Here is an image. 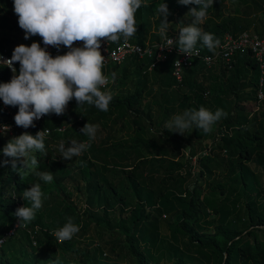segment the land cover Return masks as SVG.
Instances as JSON below:
<instances>
[{
	"label": "rangeland",
	"instance_id": "rangeland-1",
	"mask_svg": "<svg viewBox=\"0 0 264 264\" xmlns=\"http://www.w3.org/2000/svg\"><path fill=\"white\" fill-rule=\"evenodd\" d=\"M3 1L0 0V42L18 41L17 44H10L14 50L25 39V31L19 27L18 15L14 12V0H6L5 3ZM163 2L168 5L170 12L167 33L175 32L190 24L194 18L187 15L189 10L193 7L199 8L195 4L181 5L178 0L142 1V6L135 13L137 32L129 38V41L133 42L134 38H139L142 42H148L154 39L153 36L162 37L164 32L161 31L160 17L156 9ZM256 3L255 0H214L213 6L207 10L205 19L197 26L204 32L214 35L217 25L230 19L236 18L242 23L250 21L256 24L259 13ZM196 47L205 50L206 53L212 52L201 41L197 42ZM126 66L115 70L113 74L115 79L113 80L111 74L110 84L102 90L110 92L113 99H116L133 94L137 87L145 88L143 103L136 109V115L123 118L119 113H115L102 126H97L91 144L96 147L101 159L96 160L93 165L83 161L82 156L73 157L70 161L64 160L60 157L58 149L56 158H60V167L68 170L70 174L60 180L56 179L58 174L53 173V180L42 185V207L36 210L34 220L24 225L30 228L31 225L36 224L35 230L41 231L39 239L44 240V244L40 247L35 245L37 241L33 236L30 240L27 238L26 227L20 226L16 235L5 246L14 253L16 261L13 264H135L127 249L124 235V231L130 226L128 214L134 196L130 185L123 180L122 172L123 164L132 167L137 160V153L131 152L139 149L141 156L147 159L157 158V155H160L158 151L149 148L155 141L157 146L167 151V160H174L183 165L187 162L193 164L192 176L187 181V185L193 188L201 171L196 163L198 156H210L217 162L227 159V152L219 146L221 138L227 135L226 131H229L228 135L233 136L234 139L252 135L254 130L259 128L260 122L264 131V119L262 121L264 102L258 105L255 96L245 99L251 96L250 90L238 97L226 94L228 77L231 73L224 69L222 63H216L202 70L197 69L195 72L191 71L189 79L199 83L206 91L204 107L212 112L223 109L227 113L226 117L215 122L210 133L205 134L202 130L195 129L193 125L183 135L169 132L165 129V125L173 116L183 114L190 102H197L196 94L201 92L194 87L186 86L178 91L174 90L173 86L163 85L153 77H144L139 73L138 65L128 69L125 68ZM9 76L10 74L8 78ZM126 76L129 81L122 88L121 84ZM238 77L241 80L243 73ZM243 97L244 99L240 100ZM75 104L77 101L73 98V105ZM240 113L250 114L249 120L253 116L258 117L257 124L254 126L250 121L242 130H226L223 123L228 115L236 118ZM134 118L139 120L137 125L134 123ZM139 127L145 131L142 138L137 141L141 131ZM31 128L33 127L11 133L0 132V150L10 139L28 132ZM183 149H185L184 154ZM32 153L33 151L29 156ZM193 154H196V158L192 157ZM7 158L0 151V161ZM92 160L94 161V158ZM243 166V169L238 168L233 173L223 174V170L216 171L212 173L211 179L204 177L201 180L204 197L210 202L203 206L201 226L204 232L213 234L221 228L233 232L236 236H243L248 230H253L252 226L264 217V161L255 157L252 162L244 163ZM2 167L3 165H0V169ZM106 168H109L108 171ZM110 169L117 171L112 174L109 172ZM185 169L188 170L186 167ZM92 173L98 175L100 181L110 187L111 194L114 195L113 188L116 189V201L98 198L89 200L87 185ZM122 196L126 198V203L122 201ZM25 206H31V203L26 201ZM223 207H226L225 211L229 214L225 222H223L224 217L215 212ZM184 217L185 215L180 212L163 216L160 220L161 240L155 254L157 264H175L180 259L183 264H221L220 257L214 258L213 255L208 261L201 259L193 250L187 251L185 245L188 240L185 236L180 235L178 243L172 239L171 226L178 224V220ZM68 218H72L80 230L71 240L59 244L51 233L61 228ZM252 220L253 224H251ZM12 244L14 247L11 246ZM113 246L115 248L112 251ZM176 246H179V252L176 251ZM53 249L56 251L55 254L52 252ZM74 250L82 252V255H77ZM0 262L8 264L6 258L1 255Z\"/></svg>",
	"mask_w": 264,
	"mask_h": 264
},
{
	"label": "trees",
	"instance_id": "trees-1",
	"mask_svg": "<svg viewBox=\"0 0 264 264\" xmlns=\"http://www.w3.org/2000/svg\"><path fill=\"white\" fill-rule=\"evenodd\" d=\"M145 1V0H142ZM170 1V0H169ZM6 0L3 1L5 3ZM258 8L259 0H255ZM254 22L242 23L238 19H230L226 22L220 23L214 30V37L220 41L227 33L237 34L249 30L253 27ZM207 28V27H206ZM25 36V34H24ZM153 36L154 39H158ZM28 39H23L21 44H24ZM123 38L118 43H122ZM132 42V41H131ZM17 44L18 41H1L0 50L10 44ZM132 43L144 45L139 38H134ZM20 45V44H19ZM205 54V50H203ZM138 65L139 73L144 77H153L158 82L168 87L176 84L172 76L173 62L168 61L156 66L152 72L148 71V67L137 59L130 61L125 67L128 69L131 66ZM233 67L224 69L230 72L228 77V86L226 94L231 97H238L244 92L252 91L251 98L255 96L257 101L258 84L260 79V72L258 65L249 57V53H240L236 61L232 63ZM121 66H115L112 69V75L115 70L120 69ZM20 65L18 64V73ZM206 68L202 61H196L192 69L186 71L184 86L196 88L197 102H190L186 110L204 107V94L205 90L197 83L189 79L190 72H195L197 69ZM0 83H6L9 71L4 67H0ZM243 73V77L239 80V74ZM129 81L126 76L121 84L125 87ZM173 88V87H172ZM102 90V89H101ZM103 91V90H102ZM145 88L137 87L135 92L124 98L112 99L109 104L108 111H101L94 105L84 103L82 105H73V99L70 101V106L65 110L62 115L54 113L49 114L43 127L50 128L52 134L50 139H45V150H32L33 153L29 156L28 161L35 157L38 161L35 169L22 167L18 164L17 169H12L10 165L3 166L0 169V238H3L8 232L15 229L18 219L15 217V211L22 206H25L26 201L22 197V193L29 189L32 184L39 183L42 187L44 181L39 180L35 175L36 171L57 173L56 179L62 180L70 172L60 167V158L58 156L59 144L61 142L70 146V141L76 140L78 142H89V138L81 133V129L86 123L102 126L104 122L108 121L115 113H119L126 118L132 114L136 115V109L141 106L145 98ZM187 99V97H185ZM244 99L240 98V100ZM239 103V102H238ZM78 107H77V106ZM77 107V108H76ZM73 108L71 111L70 109ZM4 116V111L0 107V122ZM250 114L240 113L238 117L232 118L229 114L225 119L223 126L226 130L244 129L248 124L256 125L258 117H252L249 120ZM264 119V113L263 118ZM138 119L134 118V123L138 124ZM65 131L58 133L55 130L64 128ZM262 122L259 128L255 129L252 135L233 138L227 135L221 138L219 146L227 152V159L222 162H217L210 156H198L196 163L201 168L198 177L195 180L193 188L187 185L188 179L192 176L193 164L186 163L185 165L174 160H167V151L161 146H157L156 142H152L149 148L152 151H158L157 158L147 159L141 156L140 150H133L131 153H137V160L134 166L128 167L123 164L124 171L122 172L123 180L130 185L133 190L134 201L130 205V212L128 220L130 226L124 231L127 249L135 260V264H157L155 254L158 250L161 236H160V220L163 216L175 213H182L184 218L179 219L178 224L171 226V237L178 243L179 236L183 235L187 238L188 242L185 245L187 251L193 250L201 259L210 261L211 256L214 258H221V264H264V217L260 218L253 230H248L243 236H236L231 231H226L218 228L213 234L204 232L202 225L203 222V206L210 204L206 197H204L203 183L201 180L206 177L211 179L212 173L223 170L233 173L238 168L243 169L244 163H250L255 157H259L264 161V131L262 130ZM140 128V127H139ZM139 141L142 138L144 129L140 128ZM33 136L35 132L29 133ZM113 138V136H112ZM69 143V145H67ZM91 144V141H90ZM82 160L86 162L96 163V160L101 159L97 154V149L93 144L81 155ZM192 157L196 158V154ZM94 158V161L92 160ZM11 159V158H7ZM89 160V161H88ZM61 162V161H60ZM58 163V164H57ZM20 167V168H19ZM186 168L188 170L186 171ZM108 171L109 168H106ZM85 168H83V171ZM112 174H115V169H110ZM185 171V172H183ZM91 173V172H90ZM93 186V189H92ZM43 188V187H42ZM41 188V190H42ZM106 183H103L98 178V175L92 173L90 182L87 185V192L89 200L94 198L110 199L116 201V189L113 188L114 195L109 191ZM92 191V192H91ZM125 202V197H121ZM126 203V202H125ZM249 205V204H248ZM226 207L215 210L216 213L224 217L225 222L229 214L225 211ZM236 210V209H235ZM253 224V220L251 221ZM26 227V235L29 240L33 236L36 245L43 246L44 240H40L41 231L35 230L36 224L31 225L30 228ZM15 231V235L18 232ZM12 240L9 238L5 244L0 248V255L6 258L8 264H13L15 256L13 251L6 249L7 243ZM67 246V243H65ZM11 246L14 247V244ZM176 251L179 252V246H176ZM35 248V247H33ZM115 247H111L113 251ZM55 254V249L52 250ZM74 252L81 256L82 252L74 250ZM2 264V262H0ZM175 264H183L182 259Z\"/></svg>",
	"mask_w": 264,
	"mask_h": 264
},
{
	"label": "clouds",
	"instance_id": "clouds-1",
	"mask_svg": "<svg viewBox=\"0 0 264 264\" xmlns=\"http://www.w3.org/2000/svg\"><path fill=\"white\" fill-rule=\"evenodd\" d=\"M213 2L178 0L181 5L195 4L199 8L189 10L187 15L194 19L178 30L177 40L168 39V47L176 44L180 53L193 57L199 55L196 45L201 41L209 51H214L220 45V40L197 26L205 19ZM141 6L142 0H14V12L18 15L19 27L25 31V39L39 35L46 46L59 48L63 45L69 49L66 54L53 58L37 42L30 46L21 44L14 48L10 59L2 61L5 67L11 69L13 77L10 82L0 83V99L4 105L18 106L15 124L27 129L35 127L34 121L45 115H62L73 98L78 106L87 103L107 112L113 96L101 90L109 83L102 71L105 57L100 51L101 41L118 43L123 38L127 44L137 32L135 13ZM156 12L160 17L161 31L167 34L170 24L168 5L164 2L159 4ZM77 41H82L83 46L74 47ZM15 62L20 65L18 74L13 66ZM175 63L180 65L179 60ZM258 95L264 99V92ZM226 115L223 109L215 112L205 107L189 109L173 116L165 129L183 135L194 125L195 129L207 134L212 131V125ZM9 130L8 125H0V132L7 133ZM80 131L89 138V142L72 140L67 147L61 142L59 153L62 159L70 161L73 157L81 156L91 146L90 141L95 138L97 126L86 123ZM48 134L49 129L45 128L35 136L25 132L10 139L0 151L4 157L11 159L0 161V165H10L13 170L18 168V164L35 169L37 159L32 157L29 164L27 158L32 150L44 152V141ZM185 149L182 150L183 154ZM35 175L45 183L53 180L51 171H36ZM22 197L31 206H22L15 211L18 227L33 221L36 210L42 207L41 185L32 184L22 193ZM79 230L73 219L68 218L51 236L64 242L71 240ZM0 243L3 241L0 240Z\"/></svg>",
	"mask_w": 264,
	"mask_h": 264
},
{
	"label": "built area",
	"instance_id": "built-area-1",
	"mask_svg": "<svg viewBox=\"0 0 264 264\" xmlns=\"http://www.w3.org/2000/svg\"><path fill=\"white\" fill-rule=\"evenodd\" d=\"M259 5L260 7L256 24H254L253 27L249 30L243 31L241 33H227L220 41V45L210 54H205L202 49L196 47L199 51V55L189 57L185 54L180 53L178 51V48L175 47L177 46L176 44H173L172 47H168V39L171 38L173 41L178 39L179 29L175 32H170L167 34L164 33L162 37L156 40L151 39L148 42H145L144 45L132 43L129 40L127 44H125L124 42L113 43L111 41L107 42L106 40H102L100 51L101 54L105 57L102 71L104 75L109 79L108 85L110 84V75L112 72L111 68L115 66H124L130 61L137 59L140 63L143 62L148 67L149 72H152V70L155 69L157 65L172 61V76L176 81L173 89L178 91L184 87L186 71L192 69L196 61H202L203 64H205L206 68L211 67L216 63H222L226 68L228 67L231 69L233 67L232 63L236 61V58L240 53H249V57L258 65V69L260 72L258 94L264 92V0H259ZM33 42L39 43L41 48H44L46 51H48L53 58L57 55L66 54L69 51V49L63 45H60L59 48L51 45H44L42 37H40L39 35L30 36V38L23 45L30 46ZM73 46L82 47L83 42L77 41ZM13 51L14 50H12L10 46L4 47L0 50V67L8 69L10 74L7 82H10L13 77V73L11 69L5 67V65L2 64V61L10 59ZM178 60L180 62V65L175 63ZM18 64L19 62H15L13 65L17 69V73ZM108 85L102 89H106ZM258 94L257 103L259 105L264 102V99H260ZM69 106L70 102L68 103L67 108ZM0 107L4 111V116L2 118V121L0 122V125L9 126L10 130L7 133L15 131L18 132L23 129V127L17 126L14 121V116L18 112V106L4 105L2 99H0ZM48 116L49 115H45L41 119L35 120V127L28 130L27 133H37L38 131H42L43 129L47 128L43 127V123ZM47 129H49V134L45 137V139H50L52 130L50 128ZM55 131L58 133H62L65 131V127L58 128ZM187 157H189V155ZM17 225L18 224H16L15 229L8 232L3 238H0V240L3 241V243H0V248L9 238L15 236V231L17 228H19ZM57 243L62 244L63 242L57 241Z\"/></svg>",
	"mask_w": 264,
	"mask_h": 264
}]
</instances>
